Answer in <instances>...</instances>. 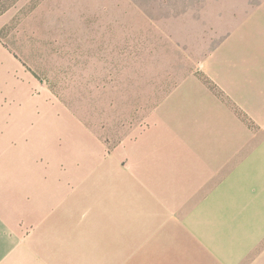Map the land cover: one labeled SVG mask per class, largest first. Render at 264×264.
Returning a JSON list of instances; mask_svg holds the SVG:
<instances>
[{"label": "rangeland", "instance_id": "rangeland-1", "mask_svg": "<svg viewBox=\"0 0 264 264\" xmlns=\"http://www.w3.org/2000/svg\"><path fill=\"white\" fill-rule=\"evenodd\" d=\"M262 102L264 0H0V180L67 191L72 249L89 235L83 193H101L85 171L97 181L154 120L196 152H235L249 133L233 107ZM94 216L115 245L105 215L84 227Z\"/></svg>", "mask_w": 264, "mask_h": 264}, {"label": "crops", "instance_id": "crops-1", "mask_svg": "<svg viewBox=\"0 0 264 264\" xmlns=\"http://www.w3.org/2000/svg\"><path fill=\"white\" fill-rule=\"evenodd\" d=\"M232 111L249 133L235 152H196L198 137L183 144L154 120L97 181L85 171L101 193L82 195L77 225L89 235L80 250L71 246L67 191L56 197L39 174L0 180V264H264V249L251 250L264 238V102L256 114ZM89 212L115 222V245L100 246L96 216L84 227Z\"/></svg>", "mask_w": 264, "mask_h": 264}]
</instances>
